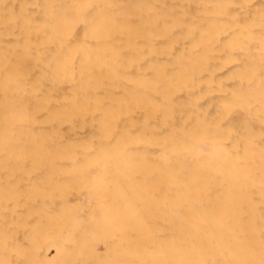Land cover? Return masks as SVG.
I'll use <instances>...</instances> for the list:
<instances>
[{
	"label": "bare ground",
	"instance_id": "obj_1",
	"mask_svg": "<svg viewBox=\"0 0 264 264\" xmlns=\"http://www.w3.org/2000/svg\"><path fill=\"white\" fill-rule=\"evenodd\" d=\"M0 264H264V0H0Z\"/></svg>",
	"mask_w": 264,
	"mask_h": 264
}]
</instances>
